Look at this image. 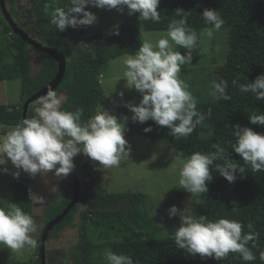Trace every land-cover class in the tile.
<instances>
[{
    "label": "clouds",
    "instance_id": "1",
    "mask_svg": "<svg viewBox=\"0 0 264 264\" xmlns=\"http://www.w3.org/2000/svg\"><path fill=\"white\" fill-rule=\"evenodd\" d=\"M59 3L60 0H46L44 3V11L50 17V26L59 32L65 31L69 26L80 28L98 23L97 15L88 10L89 5L121 12L126 10L128 15L138 13L139 19L144 21H161L158 10L160 0H67L64 7L58 6ZM201 15L204 24L210 26L205 35L211 39L213 30L219 31L225 21L217 9L204 8ZM1 16L3 17L2 13ZM113 32L119 34L118 24L113 27ZM10 33H13L12 30ZM196 43L197 34L188 26V11L177 7L167 25L166 34L156 43L145 40L134 55L126 58V70L123 73L126 87L134 88L141 96L138 103H125V107L132 113L130 119L133 123L143 124L152 120L158 126L167 127L171 136L187 139L206 119V114L197 111V100L188 90L189 85L180 78L181 66L191 64ZM173 45L183 47L186 51L182 54L179 50H174ZM59 52L65 56L67 67L72 61H67L70 51ZM101 72L102 70L95 76L99 83L103 78ZM246 80V83H239L238 79H233L231 83L240 93H252L256 101H264V73L257 75L252 81L248 77ZM228 87V81L214 80L210 95L214 100L230 101ZM117 94L121 98L124 96L123 91ZM68 102L69 98L65 93L49 88L35 100L31 118L27 117V108L26 118L15 126L1 124L9 129L0 134V172L10 173L16 179L21 172L33 178L37 175L47 177L51 172L56 180H60L74 170V158L77 155H85L91 161L98 162L100 170L119 166L122 159L130 156L131 145L125 138L129 120L127 115L118 117L100 104L95 115L84 120V109L77 107L69 111L64 107ZM248 119L251 124L264 126V112L250 114ZM226 126L234 128L235 142L230 143V149L239 154L243 164L230 158L229 149L215 143L212 145L214 151L193 152L182 162L176 187L182 188L190 196L202 195L208 191V184L214 178L213 169L229 183L237 179L238 173H246L245 166L250 167L252 172H264V133L239 124ZM144 131H151V126L145 127ZM9 163L14 171L7 167ZM29 198L36 204L44 202L43 196L31 190ZM167 212L169 217L179 215V225L174 234L178 249L192 256L198 254L201 258L218 261L227 258L230 252L238 253L246 262L256 259L249 242H253V248L256 247L255 241L259 238V233L254 230L252 223L245 226L227 218L212 221L205 215H200L197 219L188 212L187 205L182 210L172 205ZM245 227L247 232L244 231ZM36 230L37 224L33 216L24 212L17 203L9 202L7 208L0 207V245L14 251H19L26 245L36 248L38 241L32 235ZM103 258L105 264H136L130 255L116 253L110 248L104 251ZM260 259L264 260V251L260 253Z\"/></svg>",
    "mask_w": 264,
    "mask_h": 264
},
{
    "label": "trees",
    "instance_id": "2",
    "mask_svg": "<svg viewBox=\"0 0 264 264\" xmlns=\"http://www.w3.org/2000/svg\"><path fill=\"white\" fill-rule=\"evenodd\" d=\"M10 5V13L17 18V24L25 28L18 17L12 0H5ZM46 0H30L33 5L35 20L32 23L39 29V41L44 45H51L59 51L69 48L63 35L69 36L71 41L78 39L79 35H84L82 28H72L69 26L65 31L54 30L49 24L50 17L44 11ZM67 0H60L58 6L64 7ZM179 7L188 11V26L191 29L208 27L204 24L201 13L204 8L217 9L227 26L228 39L227 50L224 61L216 69V80L228 81V94L230 101L215 100L197 102V111L206 114V119L198 125L193 133L187 138H175L169 134L167 127L158 126L154 121L135 123L136 132L139 135L152 139L161 138L166 140L174 149L180 152L182 157L188 158L193 152L214 151L212 145L220 143L229 149L230 158L236 159L237 163L243 164L239 154L230 149V143L235 142V137L231 134L234 128L226 125H236L251 127L254 131L264 133V126L251 124L248 115L264 112V101H256L252 93H240L237 87L232 86V80L238 79L239 83H246L264 73V0H160L158 10L161 13V21L140 20L137 14L128 15L124 12H116L122 15L125 22L132 21L139 23L145 31H167V25L174 15L175 9ZM1 22L8 32H11L1 16ZM29 33V32H28ZM11 41L10 54L6 58H0V63L7 79H19L21 81V98H29L55 76L57 64L46 53L38 50L42 57L41 68L32 76L31 60L29 51L23 40L13 33H10ZM90 41L105 45L113 44L114 48L103 47L93 49L73 59L68 63L64 77L55 91L65 93L69 102L64 105L65 109L72 111L77 107L84 109L82 119L87 120L96 112L98 103L103 98V89L96 79V74L104 68L106 63L121 54L134 55L143 43L141 32L134 24L124 23L119 34L97 33L87 36ZM138 103V102H137ZM23 101L19 105L10 106L0 104V125L15 126L22 121ZM27 117L31 118V112H27ZM151 126V131L145 132L144 128ZM204 128L210 133L207 136L201 134ZM134 130V131H135ZM128 131L127 133H131ZM233 133V132H232ZM75 168L76 162L74 160ZM98 162L91 161L88 157L81 163L84 174L90 173V168L97 166ZM246 167V173L237 174V179L229 183L218 172L213 169L214 178L208 184V191L201 196L203 204L209 208L206 216L209 220L216 221L219 218L236 220L243 225L252 223L254 230L259 233V238L255 241L256 247H252L253 242H249V247L256 255L253 261H244L238 253H229L227 258L218 261L212 258H201L198 254L192 256L182 249H178L174 242L176 227L179 225V217L173 220L167 218L164 225L168 228L167 234H162L158 226V213H151L144 207L145 197L140 192H108L105 189L95 191L91 185L98 184L97 176L91 177L88 186L79 188V198L75 205L69 210L64 218L50 232L59 230L65 223L71 222L79 211L81 222V238L76 245H72L69 256L74 259L75 264H105L103 253L106 249H111L116 253L130 255L136 264H264L260 259V253L264 251V172H252ZM85 168V169H84ZM67 187L61 197V204L57 209L49 212L50 207L44 209L43 225L47 221L59 214L73 195V181L71 176H67ZM80 179V178H79ZM82 186V187H81ZM31 190L30 181L26 176H22L12 184V195L15 203L27 214L31 213V200L29 198ZM236 204L233 206L232 201ZM114 203L119 210H107V204ZM86 205V207L83 206ZM170 204H166L168 209ZM46 206V207H47ZM0 207H3L0 205ZM154 207V206H153ZM128 208H131L129 210ZM168 213V212H167ZM110 216L108 221L101 218ZM199 217H197L198 219ZM112 219V220H111ZM91 227L97 231L100 242L90 241L85 230ZM113 229L120 236L118 240L107 239L109 230ZM42 231V230H41ZM40 231V232H41ZM244 231L248 229L245 227ZM80 237V236H79ZM39 240V239H38ZM38 254V246L36 247ZM84 255V256H83ZM82 257V258H81ZM37 262L40 260L37 257ZM14 264H24L15 262Z\"/></svg>",
    "mask_w": 264,
    "mask_h": 264
},
{
    "label": "rangeland",
    "instance_id": "3",
    "mask_svg": "<svg viewBox=\"0 0 264 264\" xmlns=\"http://www.w3.org/2000/svg\"><path fill=\"white\" fill-rule=\"evenodd\" d=\"M12 4L25 27L24 29H27L30 35L38 37L40 31L32 23V20H35V14H33V5L30 3V0H12ZM5 6L10 12V5L5 3ZM87 7L88 10L97 15L98 23L80 27L84 35H79L78 39L74 41H71L69 36L63 35L62 41L67 43L69 47L67 49L71 54L67 58L68 62L74 58L78 60L81 54L93 49H102L105 46L113 49V44L105 45L90 41L87 36L97 33H114L113 27L117 24L119 25V32L122 30L124 23L134 24L139 32H141L143 42L149 40L156 43L158 39L167 32L142 30L140 24L134 23L133 20L125 22L124 17L118 14L115 9H100L90 5ZM12 16L14 21L17 22V18L14 17V15ZM209 27L210 26L193 29L197 34V43L193 50V59L191 64L181 66L180 78L189 85L188 90L196 98L197 102L215 101L210 95L211 83L214 80L217 81L215 69L224 61L227 50V26L223 25L219 31L213 30L211 39H208L205 35ZM10 41V32L3 26L0 13V58H6V56L10 54ZM173 48L174 50H179L182 54L186 51L183 47L179 48V46L176 45H173ZM27 50L29 51V60L32 62L30 74L33 76L34 74L36 75L38 69L40 70L41 68V64L39 63L40 53L31 46H27ZM129 55L130 54L125 53L111 58L102 69L101 74L103 78L100 85L103 89V98L98 103L96 111L102 105L110 112L115 113L118 117L122 115H127L129 117L125 130V138L131 145L130 156L122 159L119 166L102 168L100 170L97 165L90 168L89 174H84L81 172V163L87 156L77 155L74 158L77 163L75 169L79 175L80 183H84L83 186L90 185L89 181H86V179L90 180L93 176L98 177L99 182L96 185H91L92 190L99 191L105 189L108 192L143 193L146 198L144 204L145 209L151 211V213H158V217L156 218V221L158 220V226H160L162 234H167L168 228L164 227L167 218L173 220L179 217V215L169 217L167 208L165 207L166 204H170L169 207L176 205L181 210L187 205L188 212L195 218L200 215L207 216L209 208L203 204L200 195L190 196V194L182 188L176 187L178 186L179 180V168L186 158L182 157L180 152L174 149L166 140L161 138L152 139L139 135L136 132V124L130 119L132 113L125 107L126 102L137 103L141 99V96L134 88L129 89L126 87V79L123 78V73L126 70L124 62ZM1 65L0 63V104H5L7 106H10V104L19 105L23 101L20 97V80L18 78L7 79L6 72H4ZM120 91L124 92L123 98L117 94ZM57 92L62 91L58 90ZM31 103H34V101ZM28 109L32 116L34 114L33 105L32 109L30 105ZM8 129L9 127L1 125L0 134L5 133ZM128 131L132 132L127 133ZM232 132H234L233 129L230 133L233 134ZM209 133L208 130L204 128L201 129V134L203 136H207ZM7 167L11 171L15 170L10 163ZM23 175L29 179L31 191L44 197V202L41 204H36L31 201L30 215L33 216L37 224V230L32 235L38 241V237L40 236V232L38 231L45 219L44 209L48 208V206L50 207L49 212L53 209L54 211L57 209L58 206L56 205L62 203L61 197L65 194L64 189L67 187L70 179L66 177L56 180L51 172L48 173L47 177L37 175L35 178L21 172L18 179ZM18 179L14 178L10 173L0 172V205H2L3 208H7L9 202L15 203L12 195V184ZM85 183L88 184L86 185ZM163 195L164 199L159 202L156 208L159 199ZM235 204L236 201L233 200L232 205L234 206ZM84 205L85 204H83V206ZM84 207H86V205ZM106 208L109 211L119 210V207H116L112 202H109ZM128 209L131 210V208ZM109 217L110 216H105L101 219L108 221ZM81 228L79 211L77 210L71 222L65 223L59 230H56L54 233L52 232L53 234L46 244L47 248L56 247V249L64 251L62 257L56 259L53 263L58 261L60 264H75L74 259L71 257L72 253L71 256H69V252L72 251L70 249L74 250L72 245H76L77 242H79L81 238ZM85 233L90 241H101V238L98 237V232H95L91 227H88ZM107 239L118 240L120 236L116 231L110 229ZM35 252L36 248L27 245L19 251H14L6 246L0 245V264H14L15 262L38 264V254Z\"/></svg>",
    "mask_w": 264,
    "mask_h": 264
},
{
    "label": "water",
    "instance_id": "4",
    "mask_svg": "<svg viewBox=\"0 0 264 264\" xmlns=\"http://www.w3.org/2000/svg\"><path fill=\"white\" fill-rule=\"evenodd\" d=\"M0 10H1V13L5 21L10 26L12 32L16 36H18L26 44H29L31 47L38 49L46 53L47 55H49L57 64V72L55 76L49 81V83L43 86L38 91H36L35 93H33L29 98H27L24 101L23 113H22V121H23L26 118V112L28 108L27 106L29 105L30 102L35 101L40 95L46 93V91L49 88L54 90L58 87L65 73L66 59H65V56L61 52H59L55 47L43 45L38 40L30 37L27 32H25L22 28H20L17 25V23L13 21L10 13L8 12L5 6V0H0ZM69 175L71 176L72 181H73V195H72L71 200L66 204L63 210L59 214H57L55 217H53L51 220H49L45 224L44 228L42 229L41 236L39 239V248H38L40 264H46L45 248H46V241L48 239L49 232L64 218V216L75 205V203L78 201V198H79V188H80L79 176L75 168Z\"/></svg>",
    "mask_w": 264,
    "mask_h": 264
},
{
    "label": "flooded vegetation",
    "instance_id": "5",
    "mask_svg": "<svg viewBox=\"0 0 264 264\" xmlns=\"http://www.w3.org/2000/svg\"><path fill=\"white\" fill-rule=\"evenodd\" d=\"M27 32H29L27 29H25ZM32 38H35V39H37V40H39V37H35V36H33V35H30ZM65 52H67V51H69L67 48H65V49H63ZM42 57H40V59H39V63L41 64V62H42ZM23 101H25L24 99H23ZM35 102V101H34ZM34 103H29V105H30V108L32 109V105H33ZM23 105H24V102H23ZM28 105V106H29ZM27 106V107H28ZM76 170V169H75ZM52 231V230H51ZM50 231V232H51ZM42 232V231H41ZM41 232H40V236H41ZM49 232V234H48V239H47V241H46V244H47V242L50 240V238H51V236H52V233H50ZM40 236L38 237L39 239H40ZM38 246H39V240H38ZM64 253V251H62V250H59V249H56V247H52V248H47V246H46V248H45V259H46V264H60L58 261H56L55 263H53V261H55L56 259H59V258H61L62 257V254ZM38 258H39V254H38ZM61 260V259H60ZM64 263H65V261H64ZM63 264V263H62Z\"/></svg>",
    "mask_w": 264,
    "mask_h": 264
}]
</instances>
